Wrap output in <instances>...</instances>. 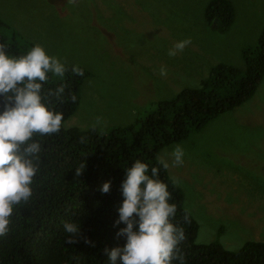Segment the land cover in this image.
<instances>
[{
    "label": "rangeland",
    "instance_id": "1",
    "mask_svg": "<svg viewBox=\"0 0 264 264\" xmlns=\"http://www.w3.org/2000/svg\"><path fill=\"white\" fill-rule=\"evenodd\" d=\"M210 0H0V18L16 30L18 46H42L65 66L88 76L64 128H108L134 123L157 101L197 87L210 67L242 71L243 54L264 26V0H228L232 22L224 32L204 23ZM191 43L175 57V43ZM167 69L161 76L159 69ZM51 73V72H50ZM183 165L172 166L175 146ZM196 222L194 242L216 241L236 251L264 243V74L251 98L223 112L156 155Z\"/></svg>",
    "mask_w": 264,
    "mask_h": 264
},
{
    "label": "trees",
    "instance_id": "2",
    "mask_svg": "<svg viewBox=\"0 0 264 264\" xmlns=\"http://www.w3.org/2000/svg\"><path fill=\"white\" fill-rule=\"evenodd\" d=\"M232 17L228 0H210L203 10L204 23L218 33L228 28ZM16 34L0 18V44H6L12 56L26 55L33 46L20 48ZM243 60L242 71L222 63L210 67L197 87L182 88L173 97L157 101L152 111L134 123L83 130L62 124L74 113L88 72L79 67L83 75H76L74 65H67L62 77L48 73L42 102L63 114L61 128L58 133L33 137L40 152L38 159L32 158L38 167L30 185L32 195L13 206L8 230L0 235V264H112L105 249L122 248L126 243V237L117 236L126 225L115 222L124 199L121 182L136 160L149 166V175L157 167L158 178L171 193L169 203L177 207L171 223L185 234L179 245L184 264H264L263 242L247 241L236 251L225 250L216 241L195 243L196 222L183 208L181 190L156 158L163 147L251 98L264 74V26ZM60 86H64L60 98L49 96L50 89L54 92ZM3 105L0 96V112ZM78 169L81 175L76 174ZM107 181H111L110 192L102 194L99 189ZM65 222L80 228L79 235L67 233ZM69 238L75 242L68 243ZM116 264H121L119 259Z\"/></svg>",
    "mask_w": 264,
    "mask_h": 264
},
{
    "label": "clouds",
    "instance_id": "3",
    "mask_svg": "<svg viewBox=\"0 0 264 264\" xmlns=\"http://www.w3.org/2000/svg\"><path fill=\"white\" fill-rule=\"evenodd\" d=\"M76 0H69L75 3ZM191 43L185 39L169 48L167 54L175 57ZM6 44H0V96L4 97L3 111L0 112V235L6 234L13 206L27 201L31 195L33 177L38 167L33 157L38 159L40 144L34 140L35 134L51 135L61 128L63 114L49 109L42 102L43 84L48 80V73L63 76L65 65L56 57L46 54L45 49L35 45L26 55L12 56L6 52ZM76 75H83V69L72 68ZM161 76L167 75V69H159ZM64 86L49 96L60 98ZM73 101L75 97H72ZM101 118H96V125ZM172 166L183 165L184 150L175 146L172 153ZM159 163L167 169L169 163L161 159ZM158 168H151L141 160H136L126 169L121 182L123 201L118 209L119 219L116 225L123 223L126 227L117 232V236L126 237L125 245L110 251L105 249L112 264L119 259L121 264H172L173 260L184 264V256L179 245L185 234L181 227L171 220L175 217L177 207L169 203L172 199L167 185L158 178ZM82 172L77 170V175ZM111 189V181L100 187L102 194ZM187 220V216H185ZM64 228L73 236L79 235L80 228L65 222ZM75 240L69 238L68 243ZM91 243L90 241H86Z\"/></svg>",
    "mask_w": 264,
    "mask_h": 264
}]
</instances>
